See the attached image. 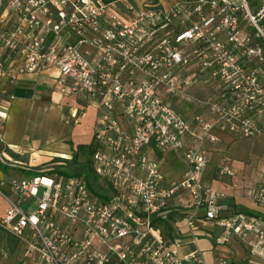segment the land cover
I'll list each match as a JSON object with an SVG mask.
<instances>
[{
  "label": "built area",
  "instance_id": "1",
  "mask_svg": "<svg viewBox=\"0 0 264 264\" xmlns=\"http://www.w3.org/2000/svg\"><path fill=\"white\" fill-rule=\"evenodd\" d=\"M263 18L264 1L254 13L247 0H172L169 8L143 9L134 0H0V98L12 99L3 81L13 85L20 75L53 69L59 94L97 101L102 112L90 169L106 195L91 192L83 175L40 170L0 180V232L15 245L12 252L0 247V264H206L198 250L181 253L184 236L172 229V212L183 214L192 239L198 224L217 226V244L236 238L261 255L264 220L222 217L219 194L200 177L207 167L202 144L215 141L213 127L244 138L264 135V74L238 63L252 56L264 63ZM242 20L261 45L243 43ZM192 54L226 82L225 100L201 104L213 124L197 115L188 122L166 103L193 83L182 76ZM251 115L262 117V129ZM187 136L194 147H186ZM150 148L176 153L183 176L166 181ZM217 175L233 177L234 170L226 163ZM251 200L264 205V181ZM165 222L171 231H163Z\"/></svg>",
  "mask_w": 264,
  "mask_h": 264
},
{
  "label": "crops",
  "instance_id": "2",
  "mask_svg": "<svg viewBox=\"0 0 264 264\" xmlns=\"http://www.w3.org/2000/svg\"><path fill=\"white\" fill-rule=\"evenodd\" d=\"M56 76L57 71L51 69L42 74L20 75L13 85L7 81L2 82V86L12 99L0 98V158L9 161L6 164L0 161V180H5L8 176L11 179L16 173L23 175L22 170L32 169L25 166L22 157L40 153L49 157L68 159L76 146L87 145L92 141L95 122L102 109L97 101L86 96L59 94L54 89ZM175 102L176 104H172V107L176 108L185 120L191 121L194 116L204 113L203 109L196 104H186L180 100ZM115 112L122 126L127 129V122L121 114L119 103L115 105ZM75 113L77 118L73 117ZM30 131L31 136H38L41 141L34 144L27 143L26 138ZM216 136L222 141L233 140L229 133L216 132ZM205 144L209 147L207 142ZM149 152L163 163L162 173L166 181L182 177L185 172V163L177 154L168 152L161 156L153 148H150ZM208 161L209 164L202 173L200 182L204 187L225 195L224 199L220 197L218 199L222 207L221 216L229 217L237 213H246L264 218V205L255 206L249 198L245 197L246 186L244 184L239 186L234 182L231 185L216 181L214 179L217 176L216 171L211 173L210 158ZM9 174H12L11 177ZM3 192L9 194L5 186ZM0 203H2L0 216L2 218L6 203L1 196ZM170 222L172 229L184 236L182 254H185L184 247L190 246L191 250L196 249L201 253L206 264L221 260L228 264H264V252L256 255L251 252L249 246L236 238H231L223 245L217 244L215 239L223 234L221 227L198 224V232L192 239L185 225L183 228L178 227L182 222L184 223L182 213L172 212ZM249 239L253 237L250 236Z\"/></svg>",
  "mask_w": 264,
  "mask_h": 264
},
{
  "label": "rangeland",
  "instance_id": "3",
  "mask_svg": "<svg viewBox=\"0 0 264 264\" xmlns=\"http://www.w3.org/2000/svg\"><path fill=\"white\" fill-rule=\"evenodd\" d=\"M263 1L264 0H247L251 12L255 13L261 7V4H263ZM134 2L136 6L141 9L151 8L156 6L169 8L172 3V0H134ZM262 24L264 25V18L262 19ZM238 30H239V37L241 40H243V43L247 42V39L249 38V41L247 42L248 46L254 47V45L255 46L261 45L260 40L255 38L252 27L245 20H242L240 22ZM182 48L186 49L187 51L190 50L189 47L188 48L182 47ZM195 57L196 55L192 54L190 61L186 66L187 71L182 75L191 78L193 83L188 87L181 89L180 91L181 93L178 94V96L168 98V100H166V103L168 102L171 107L172 104H176L175 102L176 100H180L182 102H185L186 104H196L199 107H201L204 111V113H200L197 116H201V118L205 123L213 124L215 121V116L209 111L207 106L201 104H211V103L219 102L221 100H225L223 95H224L226 82L218 78L215 79L211 70L202 69V65H201L202 62L198 63ZM249 59L250 60H240L238 63L248 69L253 67L259 68L261 72L260 74H264V63L263 62H262L263 64L260 63L253 56L250 57ZM142 81H139V83ZM160 90L162 91L163 88H160L159 91ZM249 117L253 122L252 123L253 126L262 129V117L260 118L258 116H252V115ZM74 118H77L76 113L74 114ZM127 125H128L127 130L129 131V129L132 127V124L128 123ZM216 132H220V131L217 130L215 127H213L210 133L216 139L215 141H210V140L206 141L207 144H209V147L208 145L205 144L206 142L202 144V149L205 152L207 165L209 164L208 160L210 158L211 173H214L216 171V175H217V170L219 169V167L226 165L227 163L228 166H231L232 169L234 170V175L233 177H226V176L219 177L217 175L216 178L214 179L220 183H230L231 185L232 182L239 184V186L240 185L243 186L244 184V186H246L245 188L247 191L246 196L245 195L244 196L249 198L251 203L253 204L251 200L252 194L255 191V189H257L260 185H262V181L264 179V135H262L261 132L254 137L244 138L241 135L239 136L236 134H231L229 132H220L225 134L226 133L231 134L233 140L230 142L226 140L224 141L218 140L216 136ZM39 141H41V139H39L38 136L37 137L31 136V131H30L26 138V142L30 144H34V143H38ZM195 145L196 144L194 143V141H192L190 137L187 136L186 147L190 148V147H194ZM22 158H23L22 160L25 162V166L31 167L32 169L39 168L40 170L42 169L50 172L53 169L59 168L60 170L69 173H74L77 172L78 170V168L75 170H69L67 168L69 160L71 159V155L68 159H66L64 157H49L44 154L36 153L35 155L22 157ZM56 160H60V161L56 162ZM86 161H87L86 158L79 159L80 163H84ZM164 170L165 167L163 169V172ZM52 174L55 173H53L52 171ZM9 175L11 177L12 174ZM20 175L19 174L17 175L16 173L12 176V178H16V176L21 177ZM9 180L10 178L8 176L5 179V181L8 182ZM5 189L9 191L8 186H5ZM215 192H218L220 194L219 195L220 198L224 199L225 195H223L219 191H215ZM1 208H2V203H0V216L2 215ZM184 225L185 223L182 222L178 227L183 228ZM6 237L7 236L5 234L0 232V247L3 246L5 247V245H7L8 247L13 246V241L11 239L9 241L8 239H6ZM182 248L183 247H181V250ZM191 249L192 248H190V246L188 248L184 247L183 253L188 254L189 252L196 250V249L193 250Z\"/></svg>",
  "mask_w": 264,
  "mask_h": 264
},
{
  "label": "trees",
  "instance_id": "4",
  "mask_svg": "<svg viewBox=\"0 0 264 264\" xmlns=\"http://www.w3.org/2000/svg\"><path fill=\"white\" fill-rule=\"evenodd\" d=\"M173 109H175L177 111L176 108L173 107ZM94 150H95V145H94V137H93L92 141L89 144H87V145H78L73 150V154L71 156V159L69 160L67 168L69 170H75V169L78 168L77 172L69 173V172H66V171H62L59 168L53 169L52 171L55 174L64 175V176H69V175H78L79 176V175H83L85 177L88 189L91 192H93L96 196H98L100 198H106V195L102 196L100 194V193L103 192V190L100 189V185L98 183V179L94 176L93 172L90 169V157H91L92 153L94 152ZM80 158H86L87 161L84 162V163H80L79 162ZM58 161H60V160H56V162H58ZM39 170H40L39 168H34V169H31V170H22V171H24L25 175L29 176V175L38 173ZM52 171H50L49 174H52ZM263 181H264V179H263ZM247 215L258 217V218L264 220L263 217H260V216L255 215V214H247ZM164 224H165V226H163V231H165V232L166 231H171V226L166 225V222ZM6 239H8L10 241L9 238L6 237ZM14 246H15L14 244L11 247H8L7 245H5V247L10 252L13 251Z\"/></svg>",
  "mask_w": 264,
  "mask_h": 264
}]
</instances>
